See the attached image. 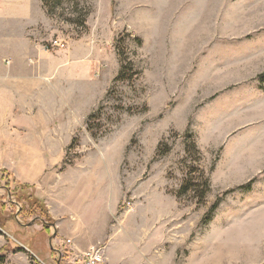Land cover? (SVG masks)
Returning <instances> with one entry per match:
<instances>
[{"label":"rangeland","instance_id":"374dc122","mask_svg":"<svg viewBox=\"0 0 264 264\" xmlns=\"http://www.w3.org/2000/svg\"><path fill=\"white\" fill-rule=\"evenodd\" d=\"M44 7L56 37L91 46L103 94L60 168L82 161L89 173L96 163L103 203H117L120 221L129 210L166 218L179 230L175 264H264V0ZM9 172L0 168V218L12 219L0 223L4 264H84L91 248L104 264L100 245L74 263L73 251L53 249L42 199L37 210L34 189ZM17 231L32 235L31 246Z\"/></svg>","mask_w":264,"mask_h":264},{"label":"crops","instance_id":"0c3cea01","mask_svg":"<svg viewBox=\"0 0 264 264\" xmlns=\"http://www.w3.org/2000/svg\"><path fill=\"white\" fill-rule=\"evenodd\" d=\"M44 8L42 0H0V168L42 199L57 234L49 244L73 251L68 263L100 245L104 264H175L179 230L166 218L129 210L120 221L117 203H103L96 163L89 173L82 161L60 168L103 94L91 46L56 37Z\"/></svg>","mask_w":264,"mask_h":264},{"label":"trees","instance_id":"16d2710c","mask_svg":"<svg viewBox=\"0 0 264 264\" xmlns=\"http://www.w3.org/2000/svg\"><path fill=\"white\" fill-rule=\"evenodd\" d=\"M43 1V3H44V5H46L47 6V4L49 3V1H51V0H42ZM61 0H56V2L57 3H59ZM258 79H259V83H260V87L264 90V73H262V74H260L259 76H258ZM29 200H30V202H31V205L32 206H37V210H41L42 209V205H43V203H42V201H40L38 198H36V197H34L33 195L32 196H29ZM216 205V204H215ZM212 206V209L210 210V212L216 207V206ZM40 207H41V209H40ZM44 207V206H43ZM44 210H45V213H46V209H45V207H44ZM46 216H47V218L46 219H44V220H46L45 221V223H43V229L44 230H49V225L52 223V219L51 218H49V216L46 214ZM42 219V218H41ZM5 221H4V223H3V220H1V218H0V223L2 224H4V226L5 227H8V228H10V226H12V219H10V218H6V219H4ZM19 227H20V229H23L20 225H19ZM16 233H18V234H20L21 236H20V238H22V240H21V242L24 244L25 243V245H27V246H31V243H30V237L32 238V235H30L29 233H27V232H15V234ZM26 238H28V239H26ZM24 240V241H23ZM17 249H19V250H22L23 248L22 247H18ZM6 251H7V248L6 247H4V248H1L0 249V264H4V262H5V253H6Z\"/></svg>","mask_w":264,"mask_h":264},{"label":"built area","instance_id":"2783aa9c","mask_svg":"<svg viewBox=\"0 0 264 264\" xmlns=\"http://www.w3.org/2000/svg\"><path fill=\"white\" fill-rule=\"evenodd\" d=\"M52 44L53 46H56L59 48L64 47V42H61V41L54 40L52 41ZM83 260H84V264H98L101 262L102 259H101V254L97 250L91 248L87 250L85 254H83Z\"/></svg>","mask_w":264,"mask_h":264}]
</instances>
